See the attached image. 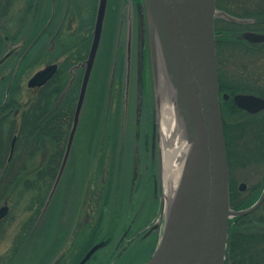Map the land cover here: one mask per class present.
Segmentation results:
<instances>
[{
    "label": "rangeland",
    "instance_id": "obj_1",
    "mask_svg": "<svg viewBox=\"0 0 264 264\" xmlns=\"http://www.w3.org/2000/svg\"><path fill=\"white\" fill-rule=\"evenodd\" d=\"M9 1L10 6L14 7V11L23 7L25 3V0ZM248 1L250 3L248 2L247 5L254 6L264 0ZM111 2L113 3L115 0H111ZM246 8L248 7L246 6ZM230 9L235 10V7L231 6ZM19 17L20 15L15 16L8 24L11 36L17 31L16 28L20 22L17 18ZM115 22V14L112 10H108L104 28V43H102L100 58L96 66L97 74L93 78L94 82L91 84L85 102L81 123L66 169L49 211L45 213L44 219L38 225L35 239L33 238L31 245H27L18 256L17 251L14 250V245L19 240L18 235L28 221L35 220L38 216V210L43 207L54 179H45L36 183L32 190H25L22 186L11 190L8 204L9 214L0 224V264H7V259L13 261L10 262L11 264H76L80 255L85 251V248L80 250L84 245L97 243L103 236L110 234L112 229L116 240L121 236L128 219H121L115 224L111 223L117 217L124 215L128 211V207H133V214L140 206L145 205L141 218L153 216V220L157 219L164 186L160 126L157 125L156 133L153 126L155 119L151 70L149 68L148 79L145 83L147 95L141 117L136 118L134 92L131 95L129 110L128 107L123 109L124 117L125 114L126 117L128 116V111L130 115L126 127L127 138L121 141L119 139V122L122 114L120 91L122 89L125 93L124 81L127 79L130 66L126 65L125 69L121 61L116 62L114 58L112 43ZM246 28L253 31L257 29L248 26ZM243 29L242 26H239L237 30L242 31ZM258 31L264 32V30ZM21 32L23 33V31ZM17 37L10 44L11 49L20 48V45L13 46L20 43L21 34ZM218 53L219 73L224 87L219 90L220 101H222V94L229 95L228 101H230L235 94L258 95V92L264 93V45L252 49L241 42H224ZM52 60L49 53L45 54L22 77L14 96L19 103L23 104L34 96L33 90L27 88V82L35 72L51 64ZM97 85H100L98 89ZM232 85L240 87L234 93L226 91V88ZM260 116L264 117L263 114ZM260 116L245 118V122H247L245 145L241 144L238 148L232 146L233 162L238 163L236 169L232 164L230 173L235 182L232 192L236 196H241L236 189L241 182L245 183L248 190L257 184L261 186L264 183V162L261 163L264 159L261 156L264 153V122H258L262 118ZM239 117V115L234 116V121L240 119ZM17 118L13 117L16 120ZM9 121L12 122V116L9 117ZM254 129L257 131L254 134L257 138L252 137ZM4 130L6 131V128ZM148 135L150 140L146 149L144 137ZM116 136L117 138H115ZM253 140L258 143L256 144L259 148L258 151L247 146L249 144L251 147ZM39 163V158L30 161L28 163L29 171H34L40 166ZM21 176L20 184H24L25 180L35 179L33 172ZM254 193L256 192L254 191ZM5 199H7V194L3 198L1 197L0 207L3 206ZM104 206H106V210H101L103 217H100L98 214ZM86 218L87 221H85ZM161 231L154 233V248ZM52 236L54 240H52ZM81 237H85V242L82 244ZM253 242L255 241L249 245L248 264H263L260 263L263 258L260 252L263 251L264 254V243L256 245V242ZM142 250L141 246L131 250L121 264L140 263ZM102 255L100 253L99 257Z\"/></svg>",
    "mask_w": 264,
    "mask_h": 264
},
{
    "label": "water",
    "instance_id": "obj_2",
    "mask_svg": "<svg viewBox=\"0 0 264 264\" xmlns=\"http://www.w3.org/2000/svg\"><path fill=\"white\" fill-rule=\"evenodd\" d=\"M106 3L107 0H99L72 128L42 213L54 195L69 158L99 45ZM215 3L216 0H143L156 124L159 126L163 103L171 102L184 141L177 183L161 209L164 213L162 232L154 253L145 264H225L229 220L252 213L264 200L263 189L249 208L233 210L229 204L214 21L221 18L230 23L247 24L248 20L217 10ZM239 38L253 45L264 44V34L245 32ZM141 61L139 49V90L143 89ZM56 70V65H49L36 72L28 81V87L44 86ZM128 86L127 75L126 93ZM223 97L229 99L227 95ZM7 100L8 92L5 103ZM232 102L249 113L264 109V99L253 95L236 94ZM127 105L126 95L124 107ZM241 187L244 188V184ZM7 212L6 205L0 208V220ZM160 218L149 233L159 227ZM100 247L101 244L93 246L78 264H86Z\"/></svg>",
    "mask_w": 264,
    "mask_h": 264
},
{
    "label": "flooded vegetation",
    "instance_id": "obj_3",
    "mask_svg": "<svg viewBox=\"0 0 264 264\" xmlns=\"http://www.w3.org/2000/svg\"><path fill=\"white\" fill-rule=\"evenodd\" d=\"M98 5L99 0H25L24 6L14 11V7L10 6V1L3 0V4L0 6V134L3 135L2 139H4L5 137V140L7 141L8 139H10V137H12L10 139L11 144L9 157L13 154L15 144L18 141V135L20 133L19 129L21 125L20 118L22 116V112L24 111V109L30 106L28 102L30 99L23 104L18 103L12 105V107L14 108L11 109V105H9L10 90L23 60L34 46L36 47V54L39 55L44 52V48H48L47 51L50 54V57L53 59V62L51 64H55L57 66L56 72L50 79L52 83L53 101L50 106L49 114L44 113L42 104L40 102V89L42 87L28 88L30 90H33L34 96L38 98V101L35 103L36 111L34 113L36 122L34 139L36 140L37 144L33 150V153L29 152L28 150L22 151V157L24 159H22L23 166H20L22 174L33 172L36 176V174H38L44 168L43 165L45 164V160L52 154L53 148L51 146L49 148H47V146H43L42 141H44L45 143H56L60 141L61 143L65 144L68 141L70 130L72 128L74 111L79 97L81 82L85 70L84 62L87 59L94 37V27ZM108 10H112L116 17L114 32L115 34L113 37V43L111 42L114 46V49L112 48L114 58L116 62L121 61V64L125 69L126 65L130 66L128 69V110L130 107L131 95L133 92L135 95L134 100L136 106V118L141 117L142 110L144 108V101L147 95V87L145 88V83L149 75L150 54L147 18L143 0H115V2L113 3L111 2V0H107L97 54L89 79L85 101L80 112L79 123L75 133L74 142L76 140V136L78 133L77 131L81 123L86 99L89 94L91 84L94 82L93 78L96 76L95 74H97L96 66L100 58L99 55L102 43H104V28ZM17 15H20V17L17 18L20 22L16 30L23 31V33L21 34L22 37H20V43L18 42L16 45H13H20V48L14 50L10 48V44L13 42V40L10 39V29L8 27V24L10 20H12ZM246 20H248L247 24L230 27L231 31L229 32L225 33L215 31L217 46L218 43H224L228 40H233L235 42L243 43L248 48L257 49L261 47V45H253L239 38L240 35L244 32L262 34V32L260 31L257 32L246 28L247 26L255 24L256 20H254L253 18H246ZM257 23L260 26L262 24V21H258ZM237 26H242L244 29L242 31L237 30L239 28ZM33 32L35 34L32 40L28 43L26 49L22 53H20L21 49L26 45L25 43L27 38ZM35 38L37 39L34 45L26 54H24L29 45L35 40ZM139 49L142 57V90L138 89L140 68ZM18 54L19 58L17 59L16 57L18 56ZM15 60L16 63L10 74V69ZM248 78L251 79V77ZM99 87L100 85H97V89ZM7 92L8 100L5 103ZM258 93L259 94L255 96L264 99V93ZM121 94L122 89L120 91V96ZM248 94L254 95L251 93ZM67 97L71 99L74 106H72L73 108L71 110L69 109L64 113H60L58 105L61 104L65 99H67ZM243 113L248 118L254 116L258 117L260 116V114L264 115V109L257 113H249L247 111H244ZM129 115L130 112L128 111V119ZM11 116L12 122L9 121V117ZM14 116L18 117L17 120L13 119ZM258 122H264V117L260 118ZM46 124H48L49 126L48 130H46L45 128ZM5 128L6 131L4 130ZM144 139L145 148L147 149L150 136H145ZM153 146L154 145L152 143V147ZM11 147L13 148L12 154ZM30 153H32L33 156L32 160H35L36 158L40 159V166H38L34 171H29L28 166V163L32 160H26V157H29L31 155ZM53 154H55V152ZM53 154L51 156H53ZM261 156L264 157V153L261 154ZM263 162L264 159L261 161V163ZM232 164H234V169L238 167V163L235 162H232L229 166L230 192H232V189H234L235 185V182L232 179V175L230 176ZM242 184H244V188L241 187ZM19 186H22L25 190H32L33 188H35L36 183L34 184V186H29L25 180L24 184L17 183L13 184L9 188L5 187L6 189H3V196L7 194V199L3 201V205H6L8 207V212L7 215L2 220H0V224L9 214L10 208L8 204L10 200L9 197L11 195V190H14ZM263 188L264 183L261 184V186L257 184L251 190H248V187L243 182L239 183L236 187L238 193H240L241 196L246 197L247 195H253L257 198L259 197ZM237 190L235 191L237 192ZM254 191L256 193H254ZM241 196L237 195L235 200L230 203L232 209L236 210L234 208L235 205L241 204V199L243 198ZM263 202L264 200L262 201L261 205L263 204ZM49 207L50 206H48L47 208L49 209ZM105 207L106 206H104L103 209H100V213L98 214V216L103 217V212L101 213V210L105 211ZM48 209L47 211H45V213H48ZM144 209L145 205H142L140 206V208H138L137 211L135 210V212L132 214L133 207L130 206L128 207V211L124 215L117 217L111 224H115L121 219H128V222L122 230L121 236L116 240V236H113L112 229L110 234H108L107 236H103L100 241L92 244L89 248L99 243H101L102 246L93 254V256L86 264H121L123 261H125L124 259H126L131 250L136 249L140 246L143 248V250L140 254L141 261L137 264L145 263L154 251V233L159 231L153 230L149 233V230L151 229L155 221H157L158 216L160 217V215L158 212L157 219L155 220H153V216H147L145 219H142L141 216L144 212ZM42 210L43 209L40 208L38 210V216H36V219L28 221L20 231V235H18L19 240L14 245V250L17 251V256L20 255L21 251L24 250L27 245H31L32 240L35 239L36 231L39 228L38 225L45 217V215H42ZM247 216H250V214ZM243 218H245V216ZM87 220L88 219L86 218L85 221ZM249 220L251 219H248L246 217L245 222L248 223ZM254 223L255 222H253V224ZM51 238L52 240H54L53 236ZM81 239L82 244L83 242H85V237H81ZM99 252L103 254L102 257H99ZM81 258H79L78 262ZM7 260V264H11L10 262H13L12 260ZM78 262H76V264Z\"/></svg>",
    "mask_w": 264,
    "mask_h": 264
},
{
    "label": "trees",
    "instance_id": "obj_4",
    "mask_svg": "<svg viewBox=\"0 0 264 264\" xmlns=\"http://www.w3.org/2000/svg\"><path fill=\"white\" fill-rule=\"evenodd\" d=\"M250 3V1L248 0H216V8L218 10L224 11L229 15H232L234 17L237 18H253L254 20H256V23L253 25H250L248 27H255L257 30H264V1L257 3V5L251 6V5H247V3ZM256 3V2H254ZM3 4V0H0V6ZM234 6L235 10H231L230 7ZM246 6L248 8H246ZM258 21H262V26L258 25ZM218 24H221V26H218ZM236 25H233L231 23H228L224 20H216L215 21V30L216 32H229L231 31L230 27H233ZM259 26V27H257ZM239 27V26H237ZM20 34H22L21 31H16L14 33V35L11 36L10 34V39L11 40H15V38H18L17 36ZM34 32L27 38L26 40V45L21 49L22 53L28 43L32 40L33 36H34ZM228 43L230 42H235L233 40H228L226 41ZM223 43H218V52L220 51V47ZM48 48H44V52L39 55L36 54V47L34 46L30 52L26 55L25 59L22 62L21 67L19 68L17 75L15 77V80L13 82L12 88L10 90V99H9V105H15L18 104L19 102L15 99V91L19 88V83L22 79V77L29 72L30 68L33 67V65L43 56H45V54H48L47 51ZM19 53V54H20ZM19 54L16 57L17 59L19 58ZM16 63V60L13 62V65L10 69V74L13 70V67ZM10 76V75H9ZM219 85L220 88H224L222 85V81H221V74L219 73ZM62 86V85H61ZM240 86H235L232 85L231 87L229 86L228 88H226V91H231V93H234L236 91L237 88H239ZM52 97H53V93H52V83L51 81L43 86L40 89V102L42 104V109L44 111V113L49 114L50 113V106L52 103ZM38 98L33 96L28 102H29V107L24 109V111L22 112V116H21V125H20V129H19V135H18V141L15 144V148L13 151V154L11 155V157H9V152H10V141L2 139V136L0 134V199L1 197L3 198V193H4V188H9L11 187L13 184H17L20 183L22 180V173H21V168L20 166L22 165V151L23 150H28L29 152L33 153L34 148L36 147V140L34 139V134H35V103L38 101ZM72 104L71 99H69L67 97V99H65L61 104H59V110L60 113H64L66 111H68L69 109L71 110L74 106ZM224 105V106H222ZM220 107H221V116H222V123H223V132H224V139H225V146H226V152H227V160H228V166L231 165V163L233 162V157L231 155L232 152V146L234 145L235 148H238L239 146L245 145L244 139L246 138L247 134H246V123L245 122V114L237 109L232 101H227L225 102V100L222 99L221 103H220ZM153 115V114H152ZM239 115L240 119L235 120L233 119L234 116ZM252 123V122H251ZM13 125V123H12ZM119 125L121 127V120L119 122ZM253 125V124H252ZM251 125V127H252ZM153 126L155 128V124L153 123ZM46 130L49 129L48 124H46L45 126ZM254 133H252V137L253 138H257L256 134L257 131L256 129H254L253 131ZM117 138V136L115 137ZM119 139H122V131L120 130L119 132ZM258 143H256L254 140L251 142V147H249V144H247L248 148H254L257 151L259 150V148L257 147ZM42 145L43 146H47V148H49L50 146L53 148L52 149V154L55 152V154H53V156H48V158H46L45 160V164L43 165V169L36 174L35 179L34 180H26V183L30 186H34L35 183H40L45 179L50 180L51 178H55L58 168L61 164L62 161V157L64 154V148H65V144L59 142L56 143H50V142H44L42 141ZM32 153H30L31 155L29 157H26V160H32L33 156ZM6 158L8 159L6 161ZM24 160V159H23ZM5 188V189H6ZM236 198V195L233 194V192H230V203L232 201H234ZM256 196L253 195H247L245 198L241 199V204L239 205H235V209H243V208H247L250 205L253 204V202L256 200ZM246 217L249 220L248 223H246ZM253 222H255L253 224ZM259 240V241H257ZM252 241L256 242V245H261L262 243H264V202L263 204L252 214H250V216H245V218L243 217H237V218H233L230 222H229V229H228V245H227V250H226V260H225V264H228V262H230L229 264H248L249 263V245ZM253 242V243H255ZM88 247H90V245H84L83 248H80V250L85 248V251L88 249ZM264 250V249H263ZM84 251V252H85ZM263 256L262 260L260 261V263L264 264V254L263 251L260 252ZM84 253H82L80 256H82ZM81 258V257H80Z\"/></svg>",
    "mask_w": 264,
    "mask_h": 264
},
{
    "label": "bare ground",
    "instance_id": "obj_5",
    "mask_svg": "<svg viewBox=\"0 0 264 264\" xmlns=\"http://www.w3.org/2000/svg\"><path fill=\"white\" fill-rule=\"evenodd\" d=\"M160 133L162 137V180L164 193H166L165 198L168 201L181 171L184 148V141L171 102L163 103Z\"/></svg>",
    "mask_w": 264,
    "mask_h": 264
}]
</instances>
